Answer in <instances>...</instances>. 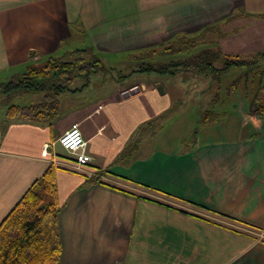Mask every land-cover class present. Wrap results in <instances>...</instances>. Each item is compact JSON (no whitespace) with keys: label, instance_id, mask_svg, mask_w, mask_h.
Segmentation results:
<instances>
[{"label":"crops","instance_id":"obj_1","mask_svg":"<svg viewBox=\"0 0 264 264\" xmlns=\"http://www.w3.org/2000/svg\"><path fill=\"white\" fill-rule=\"evenodd\" d=\"M233 17L221 49L263 51L264 0H0V85L78 44L105 64L106 55H137ZM214 81L199 89L214 90L206 107L220 87ZM109 87L97 93L90 82L63 93L48 123L9 116L10 105L28 103L0 93V223L53 164L60 264H264V121L250 102L234 109L226 134L184 142L175 132L162 145L172 88L153 75ZM74 122L92 156L83 171L57 142ZM48 142L56 163L42 155Z\"/></svg>","mask_w":264,"mask_h":264},{"label":"trees","instance_id":"obj_2","mask_svg":"<svg viewBox=\"0 0 264 264\" xmlns=\"http://www.w3.org/2000/svg\"><path fill=\"white\" fill-rule=\"evenodd\" d=\"M233 19L225 20V24ZM225 24L206 26L198 34L177 36L161 47L151 49L165 52L167 59L157 61L144 58L136 72L145 71L159 76L193 74L216 80L233 66L250 69L262 65L264 50L247 60L221 49L218 38L226 35L222 29ZM209 34L216 35V38L208 39ZM70 52V55L67 52L35 61L24 72L1 83L0 93L6 94L8 98L13 95L43 93L42 99L36 103L10 105L7 109L9 116L37 123L51 122L60 113V96L65 92L82 89L87 84L73 88L71 83L76 79L89 78L97 70L106 69L91 47H81ZM250 112L264 121V80L250 101ZM211 115H214L213 110L208 109L203 116L204 121L209 122ZM56 169L52 164L36 179L0 223V264H60L61 205L58 200Z\"/></svg>","mask_w":264,"mask_h":264},{"label":"rangeland","instance_id":"obj_3","mask_svg":"<svg viewBox=\"0 0 264 264\" xmlns=\"http://www.w3.org/2000/svg\"><path fill=\"white\" fill-rule=\"evenodd\" d=\"M230 22L223 26V31L228 30V28L232 26H229V24H231ZM212 38H216V35L209 34L208 39ZM81 45L82 44H78V46H74L75 48L73 49H76V47H84ZM68 53L69 55L72 54L71 52ZM164 53L165 52H160L158 49V52L147 50L131 56L106 55V58H103L107 65L105 70H97L92 73L91 77L76 79L70 85L71 87H75L85 83L89 85L91 82V85L97 86V93H104L109 91V84L115 83V81H117L118 86L124 90L128 85L138 84L140 81L151 78L152 75L156 78H162L164 84L172 88L173 99H175V101H173L171 115L166 119V123L168 124L163 128V131H160V133L162 132V138L160 140L162 144V142L165 143L166 140L173 142L175 140V132L177 133L176 140L179 139L178 132H180L184 142H186V140L194 141L196 138L205 139L211 135L219 136L223 133L225 128H228L225 130V134L228 133L230 128L232 129V126L236 124L238 118L231 113L241 105L250 102L260 82L264 80V63L260 66L251 67L250 69L243 66L231 67L229 70L225 71L219 79H216V86L218 85L220 88L219 91L214 94L213 99L209 100V104L212 105L211 109L209 105L206 107L205 103L207 102V96L214 93V90L211 91V89H209V93H201L199 89L206 88V86L208 88L209 85L215 83L213 78L211 80L206 79L205 76H196L198 77L197 79H194L192 76L187 78L185 77L187 74L164 77L154 73L150 74L145 71L136 72L142 59L165 60L167 57L164 56ZM256 54L257 53L241 54L240 57L250 60L253 59ZM69 55L66 57L69 58ZM71 57H73V55H71ZM109 65L112 66L110 67ZM1 96L2 94H0V97ZM41 96H43L42 92H35L32 94H20L10 98V100L13 103H22L25 101L31 104L34 103L33 100L40 101L42 99L40 98ZM179 104H182V108H179ZM208 109L213 110L214 115L209 117V122H205L203 116ZM222 111H225V113H220ZM163 117L165 116L159 119V123H161ZM212 132L214 133L211 134Z\"/></svg>","mask_w":264,"mask_h":264},{"label":"built area","instance_id":"obj_4","mask_svg":"<svg viewBox=\"0 0 264 264\" xmlns=\"http://www.w3.org/2000/svg\"><path fill=\"white\" fill-rule=\"evenodd\" d=\"M57 142L72 155L70 163L72 169L83 171L92 161V156L87 152L88 141L79 122H74L69 129L60 134ZM51 147L52 143L44 144L42 155L51 160V162L56 163L58 154Z\"/></svg>","mask_w":264,"mask_h":264},{"label":"water","instance_id":"obj_5","mask_svg":"<svg viewBox=\"0 0 264 264\" xmlns=\"http://www.w3.org/2000/svg\"><path fill=\"white\" fill-rule=\"evenodd\" d=\"M158 90H159L160 93H164V92H165V90H164V88H163L162 85H159V86H158ZM136 91H138V88L133 89V92H136Z\"/></svg>","mask_w":264,"mask_h":264}]
</instances>
